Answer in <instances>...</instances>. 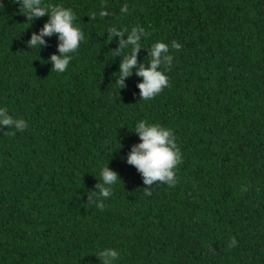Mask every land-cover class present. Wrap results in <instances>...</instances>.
<instances>
[{
	"label": "trees",
	"instance_id": "16d2710c",
	"mask_svg": "<svg viewBox=\"0 0 264 264\" xmlns=\"http://www.w3.org/2000/svg\"><path fill=\"white\" fill-rule=\"evenodd\" d=\"M43 3L71 8L85 39L57 73L55 34L40 51L26 43L48 16L0 0V106L28 124L0 129V264H100L105 247L114 264H264V0ZM136 25L142 47L161 40L173 57L150 100L136 69L116 82L130 49L111 29ZM139 120L173 131L174 186L145 185L126 162ZM106 165L121 181L101 210L88 195Z\"/></svg>",
	"mask_w": 264,
	"mask_h": 264
},
{
	"label": "clouds",
	"instance_id": "9594fccd",
	"mask_svg": "<svg viewBox=\"0 0 264 264\" xmlns=\"http://www.w3.org/2000/svg\"><path fill=\"white\" fill-rule=\"evenodd\" d=\"M20 5L21 13L27 20H33L48 16V20L38 32H33L30 39L26 42L28 48L38 49L46 45L45 37L56 35L57 54L49 58L51 70L57 73H64L74 54L78 51L84 41V33L76 22V14L69 7L63 5H52L43 3V0H17ZM121 13H128L129 5L123 4L120 8ZM99 15L105 17L109 15L107 9L102 5ZM113 36L119 38V52L124 49L130 51L120 59L117 83L123 88L125 78L133 74L142 78L138 83L141 99L150 100L168 87L169 80L166 74L167 68L171 66L173 57L169 53V45L161 40H157L150 47L144 48L141 40L145 36L143 27L136 25L128 28L111 29ZM181 45L172 41L171 48L179 49ZM141 48L148 52V62L138 64L137 55ZM114 55L116 52L114 51ZM28 127L27 122L22 118L13 117L6 106H0V129L5 130V134L15 135ZM8 130H13L9 132ZM133 131L139 137V143L132 146L127 154L126 162L133 165L143 177V183L151 186L154 182L167 184L169 187L177 183L176 169L183 162L180 149L176 145L175 136L170 128L158 123H149L146 120H139L135 123ZM98 183L92 195H88L89 201L101 210L104 208V201L113 193V186L120 180L117 173L111 170L108 165L99 170ZM121 181V180H120ZM147 190V189H146ZM148 194L151 191L148 190ZM236 244L235 239L230 243V247ZM120 253L117 249L105 247L99 250L97 257L100 264H114L119 258Z\"/></svg>",
	"mask_w": 264,
	"mask_h": 264
}]
</instances>
